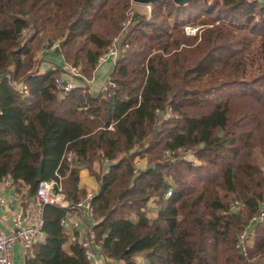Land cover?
<instances>
[{
    "label": "trees",
    "instance_id": "trees-1",
    "mask_svg": "<svg viewBox=\"0 0 264 264\" xmlns=\"http://www.w3.org/2000/svg\"><path fill=\"white\" fill-rule=\"evenodd\" d=\"M132 2L0 0V182L13 179L34 196L43 162V180L59 171L77 204L88 198L79 188L88 169L100 184L91 201L97 243L116 262L264 264V220L252 222L264 209V4L158 0L150 17L131 18ZM187 24L201 28L189 36ZM125 27L108 91L78 88L62 99V69L38 74L34 47L61 39L67 65L91 80ZM168 107V118L157 115ZM167 150L176 156L158 155ZM181 151L202 164L176 158ZM143 154L153 156L150 166L135 174ZM98 161L109 164L104 173L94 171ZM153 197L159 210L150 219ZM69 212L44 206L47 237L25 264H90L66 234ZM251 229L244 254L240 236Z\"/></svg>",
    "mask_w": 264,
    "mask_h": 264
},
{
    "label": "built area",
    "instance_id": "built-area-1",
    "mask_svg": "<svg viewBox=\"0 0 264 264\" xmlns=\"http://www.w3.org/2000/svg\"><path fill=\"white\" fill-rule=\"evenodd\" d=\"M261 1L264 4V0ZM185 30L187 35H195L198 31V29H193L191 27H186ZM120 39L121 37L115 38L108 52L99 58L96 65V70H98L108 60H112L116 65L119 57L118 42L120 41ZM50 47L51 49L59 48L60 42L56 41ZM66 69L69 71L70 80H65L63 79V77H60L55 81L56 91L63 98L71 91L81 88L80 85L77 84V81L87 82V79L83 80L84 77L80 73L78 67L68 65ZM72 78H74L75 81L72 80ZM16 86H18L19 91L23 95H27L29 93V89L26 84H16ZM112 86L113 83L111 82L110 78L105 84L103 92L108 91ZM83 92L86 93L85 88ZM156 113L159 116H165L168 118L172 113V108L168 107L163 111L158 109ZM165 153L167 159H171L176 156V153L171 150H167ZM66 158L70 163H73L76 160L73 153H69ZM140 171L141 170L136 169L135 174H138ZM7 183L9 182L7 181ZM35 196L38 203V213L32 224L23 226L22 214L16 213L13 216V231L10 234H5L2 230H0V264H14L13 248L16 244H21L26 251H29L34 246L41 244L46 240L47 235L45 232V220L43 215V208L45 205H52L68 210L85 208L90 214H92L91 201L94 197V194H90L85 201L79 202L77 204H70L67 201L64 193V177L60 174L59 171L55 173V177L53 179L40 181ZM171 196L172 191L169 190L166 193V198H170ZM0 203L5 204L6 200L4 198H0ZM236 206L238 207L239 203H236ZM263 218L264 209L262 210L259 218H253L252 222H257L258 220H262ZM63 224H67V219L65 222L63 221ZM72 227L74 229H77L80 226L78 222H73ZM81 245L90 264H103L95 252V247L100 245L97 243V235L94 228H87L86 230L82 231ZM248 247H250L248 238L246 234H243L240 236L239 248L241 252L246 254Z\"/></svg>",
    "mask_w": 264,
    "mask_h": 264
},
{
    "label": "crops",
    "instance_id": "crops-1",
    "mask_svg": "<svg viewBox=\"0 0 264 264\" xmlns=\"http://www.w3.org/2000/svg\"><path fill=\"white\" fill-rule=\"evenodd\" d=\"M46 48H48L49 50L46 49L45 53L43 54L44 61L40 66L37 64L38 74H44L50 70L56 71L58 69H62V75L60 77H63V79L65 80H70L69 71L66 69L67 63L60 53V47L56 49H51V47ZM114 66V62L112 60H108L98 70L95 71L94 77L91 80H87V82L77 81V84L80 85L82 90H84L85 88V94L90 93L93 96H97L99 95L97 94V91L99 92V89L102 88V92L105 84L110 79L111 73L114 70ZM72 80L75 81L74 78H72ZM108 166L109 164L106 161H98L94 164V171L97 174L104 173L108 169ZM7 181L9 183H7ZM79 188L85 190L89 196L90 194H95L99 191L100 184L97 178L92 175L88 169H82L79 174ZM0 198H4L6 200L5 204L0 203V230H2L5 234H10L13 231V216L16 213L22 214L23 226H27L33 223L38 213V203L36 200V196L30 194L29 186L22 185L20 187H17L15 183L11 181V179H3L2 182H0ZM85 200H81L79 202ZM67 201L70 204H73L71 201ZM145 212L150 219H154L158 216L157 214L155 217H151L150 214L152 213H149V211ZM127 218L133 222H136L138 220V216L135 213L129 214ZM73 222H78L80 227L74 229L72 227ZM94 226L95 221L93 219V216L85 208L73 209L70 210L67 216V224L65 225L66 234L68 236H72L73 240H75L76 235L77 240L81 244L82 231L86 230L87 228H94ZM95 252L103 264H124V262H116L105 257L101 251L100 246L95 247ZM26 254L27 251L23 248V246L21 244H16L13 248L14 264H25ZM135 259L140 264H146L143 256H137Z\"/></svg>",
    "mask_w": 264,
    "mask_h": 264
},
{
    "label": "rangeland",
    "instance_id": "rangeland-1",
    "mask_svg": "<svg viewBox=\"0 0 264 264\" xmlns=\"http://www.w3.org/2000/svg\"><path fill=\"white\" fill-rule=\"evenodd\" d=\"M151 13H152V6L151 5H139V4H134L132 2V8L129 11V16L131 18H134L135 14H137V15H147L148 17H150L151 16ZM130 21L131 20L127 21V26L130 24ZM187 25L188 26H185V28L186 27H191L193 29H198V30L201 28L200 25H193V24H187ZM126 28L127 27H125V30L123 31V34L121 35V39L124 38L125 35H126V32H127ZM185 32H186V30H185ZM189 36H194V35H189ZM61 41H62L61 39H58L57 40V42H60V43H61ZM42 43L43 44L42 45L39 44L37 46V48H36V46L34 47L35 51L37 50L34 59H35L36 65L38 64L39 66L44 61L43 60V54L45 53L46 49L49 50L48 48H46L47 45H48V44L46 45V43H48V42L42 41ZM67 66L68 65H66V67ZM78 69L81 70L79 67H78ZM80 73H81V71H80ZM101 89H99V92L97 91V94H100L101 93ZM83 94H85V93H83ZM59 96H61V95L59 94ZM65 97H66V95H65ZM61 98L63 99L62 96H61ZM158 155H160L161 157H163V159L164 158L167 159L166 158V153L158 154ZM177 155L178 156L176 158L184 159L187 162H191V163L194 164V166H199V165L202 164L194 156L193 152H191V151H188V152L181 151V152H178ZM141 156L142 157L137 158L136 161H135L136 162V169H138V170H142V169L145 170L146 168H148L150 166V162L149 161H150V158H152L153 156H148V155H145V154H143ZM138 164H141V165H138ZM167 180L170 183H173V181H172V179L170 177H167ZM158 210H159V205L157 204V198L153 197L150 200V202L148 204V207H147V209L145 211H149V213H152V214H150L151 217H155L158 214ZM263 220H264V218H263ZM251 231H252V229L248 233H246V236H247V238H249L248 242H249L250 247H253V245H254V238L255 237H254V235L252 233H250Z\"/></svg>",
    "mask_w": 264,
    "mask_h": 264
},
{
    "label": "water",
    "instance_id": "water-1",
    "mask_svg": "<svg viewBox=\"0 0 264 264\" xmlns=\"http://www.w3.org/2000/svg\"><path fill=\"white\" fill-rule=\"evenodd\" d=\"M158 0H133L134 4H139V5H151L156 3ZM173 2L178 5V6H185L191 2V0H173ZM204 2H207V0H204ZM38 179L40 181L43 180V162L40 164L38 168ZM12 182H14L13 179H11ZM2 182V181H1Z\"/></svg>",
    "mask_w": 264,
    "mask_h": 264
}]
</instances>
